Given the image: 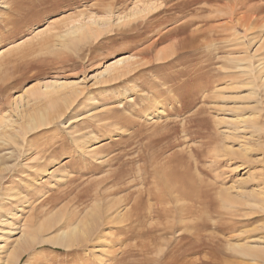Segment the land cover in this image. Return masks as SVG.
Listing matches in <instances>:
<instances>
[{"label":"rangeland","instance_id":"rangeland-1","mask_svg":"<svg viewBox=\"0 0 264 264\" xmlns=\"http://www.w3.org/2000/svg\"><path fill=\"white\" fill-rule=\"evenodd\" d=\"M262 36L264 0H0V247L26 232L18 264H264ZM189 196L209 229L161 236ZM110 200L134 218L45 241Z\"/></svg>","mask_w":264,"mask_h":264},{"label":"bare ground","instance_id":"bare-ground-1","mask_svg":"<svg viewBox=\"0 0 264 264\" xmlns=\"http://www.w3.org/2000/svg\"><path fill=\"white\" fill-rule=\"evenodd\" d=\"M253 10V9H252ZM255 11V9H254ZM251 16V15H250ZM258 16V15H257ZM256 16V17H257ZM257 19V18H255ZM232 20V18H231ZM254 21V20H253ZM245 23V22H244ZM254 23L252 22L251 25H253ZM233 25V24H232ZM248 26V25H247ZM254 27V26H253ZM251 26H248V30H252ZM258 38V37H257ZM230 39V38H229ZM227 42V41H226ZM259 42V45L258 47L256 48V52H260V51H263L264 50V38L263 36L260 38V40L258 41ZM237 44V43H236ZM239 45V44H238ZM194 46V45H193ZM233 53V52H231ZM247 54V53H246ZM237 55V52L235 54V56H232L231 57V62L233 64V68L236 69V70H239L241 72H243L244 74H247L249 76L253 75L254 72H255V69H256V66H255V63L256 62H253L249 57H246V56H243L242 54H240V52H238V56ZM259 56V55H258ZM262 57V56H261ZM162 59V58H160ZM261 59V58H260ZM263 59V58H262ZM261 61V60H260ZM257 66H260L261 69L264 68V61L263 62H260L259 65ZM258 68V67H257ZM116 69V67H115ZM122 71V70H121ZM117 76V75H116ZM256 78V77H255ZM190 84V83H189ZM188 85V84H187ZM208 85V84H207ZM195 86V85H194ZM193 86V87H194ZM205 86V85H204ZM257 86V85H256ZM178 87V86H177ZM203 87V85H202ZM200 88V87H198ZM205 89V88H204ZM203 90V89H202ZM252 91V90H251ZM49 92V91H48ZM46 93V92H45ZM47 94V93H46ZM71 94H73V91L71 92ZM207 93H205V96H206ZM177 97V95H176ZM52 101V100H51ZM51 103V102H50ZM51 109L53 108V106H51ZM49 108H45V110H49ZM45 110H40L37 112V115H29L28 117V123H27V128L31 127V126H35V125H43V123L45 121H47L48 119V115H49V111L46 112ZM197 112V111H195ZM36 113V112H35ZM51 115V114H50ZM243 120V118H242ZM189 123V122H188ZM184 129V127H183ZM185 133V132H184ZM186 136V135H185ZM84 141V140H83ZM219 154V153H218ZM158 184V183H157ZM178 188V187H177ZM176 188V189H177ZM158 189V188H157ZM179 189V188H178ZM116 190V189H115ZM152 190V188H151ZM150 190V191H151ZM148 191V192H150ZM152 192V191H151ZM180 192V190H179ZM182 193V195L185 197V192H180ZM150 195V193H149ZM156 195V194H155ZM158 195V194H157ZM156 195V196H157ZM80 196V195H79ZM148 196V195H147ZM152 196V195H151ZM190 196H192V194H190ZM189 196V197H190ZM164 197V196H163ZM161 197V198H163ZM149 198V197H148ZM176 198V197H175ZM179 199H181L180 197H178ZM142 199V198H141ZM151 199V198H150ZM184 199H187V197H185ZM190 199V202H188L187 204H183V207L180 211L178 212H175L173 213L172 215V220L170 221V223H168V225L166 226H163V230L159 233L160 235L162 236L163 234H165L166 236L167 235H170V234H174L178 231V228H181L177 233H179L178 235L182 234V233H185L187 234L186 232L190 233L191 235H185L186 238H190V239H194L195 236L196 239L199 238V236H202L203 233L202 231L209 229L210 227V224L208 223V221L206 220H203L202 221H198L200 225L196 224L195 223V220H188V218L191 216V214H194L193 212H195L196 208L199 207L200 204L203 203L202 199L200 198H196V199H193L192 197L189 198ZM157 200V199H155ZM169 200V198H168ZM183 200V199H182ZM158 201V200H157ZM165 201V200H164ZM170 201V200H169ZM174 201V200H173ZM176 201V200H175ZM159 202V201H158ZM171 202V201H170ZM178 202V200L176 201ZM175 202V203H176ZM180 202V200H179ZM234 202V201H233ZM119 202H111L108 201L106 204H101L99 207H100V212H99V208L98 209H93L91 210L89 213L86 214V217L84 218L85 221L81 220L79 223H72L68 220H66V226H59L56 230H54L53 232V236L49 235L48 236V239L47 237H44L45 238V241H51L53 242L54 244L58 245V246H64V247H72V246H76V245H79L81 243H83L84 241H86L88 239V237L90 235H92V232H94L95 228H97V226L99 225L100 223V219L102 218L101 216H103V218H112L113 220H115V222L117 221V219L119 218V222H125L127 220H131L133 215L131 212H129V215H127V211L124 213V214H121V210H119L118 208V204ZM161 203V202H160ZM185 203V202H184ZM250 203V202H249ZM247 203V204H249ZM169 204V203H168ZM167 204V205H168ZM206 205V204H204ZM250 205V204H249ZM256 206H258L259 204L255 203ZM158 206V205H157ZM169 206V205H168ZM224 206V205H223ZM136 207H138L136 205ZM152 207V205H151ZM156 207V206H155ZM180 207V206H179ZM180 207V208H181ZM230 207V206H229ZM115 208V209H114ZM179 208V209H180ZM114 209L116 212H114ZM155 209V208H154ZM156 209L158 210V208L156 207ZM155 209V210H156ZM170 209V208H169ZM198 209V208H197ZM112 210V211H111ZM150 210V209H149ZM111 211V212H110ZM151 212L150 213H154L152 212V210H150ZM174 211V210H173ZM104 212V214L110 212L108 214V216H105L102 215V213ZM158 214L156 215L157 217L159 216V218L163 217V218H166V217H170V213L167 212V209H163L162 208V211L161 209L159 208V211H157ZM156 213V212H155ZM191 213V214H190ZM142 214V213H141ZM150 215V214H149ZM154 217H155V214H152ZM61 212H52L48 218L44 219L40 224H39V227L38 229L39 230H42V231H50L52 228L56 227L58 225V223L61 221L60 218L63 217L61 216ZM136 217L138 216V214L135 215ZM161 216V217H160ZM143 217V216H142ZM145 217V216H144ZM143 217V218H144ZM193 217V216H191ZM108 218V220L110 219ZM134 218V217H133ZM149 218V217H147ZM112 219L110 220V222H114L112 221ZM156 219V218H155ZM104 220V219H103ZM121 220V221H120ZM139 220H142V219H139V218H136L134 223H136L137 221ZM158 220V219H157ZM107 221V220H106ZM145 221V220H144ZM159 221V220H158ZM169 221V220H168ZM108 222V221H107ZM140 222V221H139ZM138 222V223H139ZM149 222V220H148ZM147 222V223H148ZM155 222V221H154ZM160 222V221H159ZM162 222V221H161ZM160 222V224H161ZM118 223V222H117ZM133 223V222H132ZM153 223V222H152ZM163 223V222H162ZM102 224V223H101ZM108 224H110L108 222ZM164 224V223H163ZM162 224V225H163ZM167 224V223H166ZM141 225V224H140ZM149 225V224H148ZM100 226V225H99ZM161 226V225H160ZM127 229V228H126ZM183 229V230H182ZM148 231V230H147ZM153 231L155 230H149V232L151 233H154ZM101 232V231H100ZM105 232V230H104ZM181 232V233H180ZM148 233V232H147ZM150 234V233H148ZM14 234V232H12V230L9 232V237L5 240V241H10V238H12V235ZM105 234V233H104ZM145 235V234H144ZM108 236V235H107ZM184 236V235H183ZM184 236V237H185ZM51 237H53L51 239ZM100 237V236H99ZM152 237V236H151ZM156 237V236H155ZM168 238V237H167ZM167 238H166V242H167ZM170 238V237H169ZM168 238V241L171 240V238L169 239ZM173 238V237H172ZM96 239V238H95ZM151 239V238H150ZM155 239V238H154ZM165 239V238H164ZM182 237L180 235V238L179 240L182 241ZM185 239V238H184ZM183 239V240H184ZM200 239V238H199ZM163 240V239H162ZM178 240V241H179ZM180 241V242H181ZM92 242V241H91ZM95 242V241H94ZM152 242V241H151ZM158 242V241H157ZM165 242V241H164ZM176 243H178L177 241H175ZM185 242V241H184ZM10 243V242H9ZM7 243L6 245H3V247H0L2 249L5 250V256H0V264H18L21 260V257L24 253H26L30 248H32L34 245H35V239L34 237H30L27 235L26 232H23V234L21 235L20 238L17 239V241H15V244L14 245H10L8 246ZM153 243V242H152ZM162 243V242H161ZM201 244V243H200ZM147 246V245H146ZM165 246V245H164ZM164 249V248H163ZM168 249V248H167ZM238 249V248H237ZM169 251V250H168ZM171 251V250H170ZM242 251H244L242 249ZM248 252V251H247ZM252 252V251H251ZM0 253H3V250L1 251L0 250ZM167 253V252H166ZM181 254V253H180ZM184 254V252H183ZM178 255V254H177ZM175 260V259H174Z\"/></svg>","mask_w":264,"mask_h":264}]
</instances>
